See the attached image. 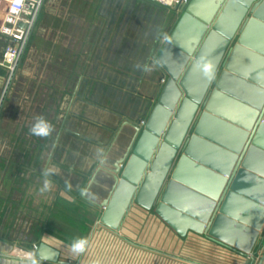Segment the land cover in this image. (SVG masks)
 I'll return each instance as SVG.
<instances>
[{
    "label": "water",
    "instance_id": "obj_1",
    "mask_svg": "<svg viewBox=\"0 0 264 264\" xmlns=\"http://www.w3.org/2000/svg\"><path fill=\"white\" fill-rule=\"evenodd\" d=\"M180 11L155 58L164 84L114 165L96 225L116 232L136 204L179 237L191 232L250 258L264 239V0H187ZM200 57L215 65L213 80L195 67ZM35 258L67 264L43 244Z\"/></svg>",
    "mask_w": 264,
    "mask_h": 264
},
{
    "label": "crops",
    "instance_id": "obj_2",
    "mask_svg": "<svg viewBox=\"0 0 264 264\" xmlns=\"http://www.w3.org/2000/svg\"><path fill=\"white\" fill-rule=\"evenodd\" d=\"M68 28L71 30L39 25L34 31L37 37L52 44L53 56H48L45 63L52 59L55 65L109 64L107 58L100 57L108 49L109 40L92 36L103 31L108 37L107 26H95L100 30L92 31L91 41L85 39L78 26ZM74 73L69 86L59 75L54 89L59 100L52 137L38 139V144L36 139L25 138H16L13 143L24 146L28 141V147H22L20 152L27 167L16 177L22 183L15 186V198L0 196V264H19L20 251L35 257L41 244L55 254L57 262L67 264H254L256 253L245 257L191 232L179 237L152 210L136 204L129 207L116 232L96 225L102 213L99 205L114 184V165L131 150L135 131L142 128L139 123L143 122V107L150 104L152 97L126 95L107 77ZM163 78L161 72L157 87ZM127 96L134 101L133 108L126 106ZM100 97L101 103L93 99ZM17 150L0 148V157L4 151L8 160L13 161L19 154ZM52 167L57 171L47 177L51 187L41 192L46 179L43 171ZM81 189H87L95 199L80 195ZM11 193L13 198V190ZM77 208L85 214L82 223L62 221L73 232L70 237L51 227L55 222L64 224L58 221L62 216L56 218L58 211L70 219L69 213ZM79 237H86L89 244L77 256L69 252L68 245Z\"/></svg>",
    "mask_w": 264,
    "mask_h": 264
},
{
    "label": "rangeland",
    "instance_id": "obj_3",
    "mask_svg": "<svg viewBox=\"0 0 264 264\" xmlns=\"http://www.w3.org/2000/svg\"><path fill=\"white\" fill-rule=\"evenodd\" d=\"M41 14L43 16L38 19L28 38L15 75L6 88L4 87L6 72L0 68V148L10 150L14 147L18 148L16 152H19L13 161L8 160L4 151L1 155L3 157H0V196L2 198L6 196L9 200L17 195L18 191H14L15 186L22 183V180H17L16 177L21 175L23 167H27V164L24 165L21 160L20 152L22 147H28L26 144L28 141L24 146L22 144L16 146L13 143L16 142V138H25L36 139L38 144V139L43 137L33 136L28 131L36 117H43L53 125L55 107L59 100V97L55 96L56 93L54 94V89H57L59 75L63 83L69 86L70 81L73 83L74 72L78 75L91 73L95 78L107 77L115 84L114 86L124 89L126 95L136 93L152 97L149 100L150 104L147 103L143 107L144 118L143 122L139 123L143 126L165 81L163 78L158 82V87L155 85L161 74V70L155 64L156 55L164 43L160 37L162 34L168 36L171 34L182 13L180 10L177 12L161 8L151 0H44ZM39 25L55 29L63 27L66 31L71 30L68 27L78 26L79 30L85 33L83 36L85 35L87 41L91 39L93 30H100L94 28L95 26H107L108 37L103 31L99 35L92 34V36L93 38L98 36L99 40L104 36V40H109L108 49H104V54L100 55L103 59L107 58L109 64L55 65L52 59L50 63H45L53 49L50 42L43 41L34 33ZM51 36L52 33L49 34L50 39ZM6 43V40H0V58ZM143 64L152 66V70L140 71L137 65ZM120 97L115 99L118 100ZM93 99L102 102L101 97ZM111 100H113L112 96ZM133 102L127 96L126 106L133 108ZM169 172L164 184L168 180ZM62 214L64 215L63 212H57L56 218L62 216L60 220L58 219L60 222L72 220L80 224L85 219V214L78 208L72 209V213H69L72 216L70 219L69 216L66 219ZM51 227L58 232L61 230L65 237L73 234L66 223L61 225L55 222ZM263 247L264 239L261 243H257L253 250L257 255L254 264H260ZM263 263L264 260L261 264Z\"/></svg>",
    "mask_w": 264,
    "mask_h": 264
},
{
    "label": "built area",
    "instance_id": "obj_4",
    "mask_svg": "<svg viewBox=\"0 0 264 264\" xmlns=\"http://www.w3.org/2000/svg\"><path fill=\"white\" fill-rule=\"evenodd\" d=\"M164 9L179 11L187 0H154ZM44 0H0V40L7 41L2 50L0 68L5 74V88L15 75L28 38L39 19ZM20 251L18 256H26Z\"/></svg>",
    "mask_w": 264,
    "mask_h": 264
},
{
    "label": "clouds",
    "instance_id": "obj_5",
    "mask_svg": "<svg viewBox=\"0 0 264 264\" xmlns=\"http://www.w3.org/2000/svg\"><path fill=\"white\" fill-rule=\"evenodd\" d=\"M160 39L163 42H171V39L167 34H162ZM195 67L202 73L205 79L211 81L215 78V65L205 57H200ZM137 68L143 72H150L152 70V66L148 64L137 65ZM28 131L29 134L33 136L49 137L53 132V125L43 117H36L31 123ZM55 171H57V169L54 167L46 168L43 171V175L46 177V179L43 181V185L40 189L41 192H45L50 189L51 185L47 177ZM80 195L88 197L89 199H95L94 195L87 189H81ZM88 244L89 241L86 237L75 238L70 243V245H68L69 252L78 256L86 251ZM5 264H7V262H5ZM19 264H37V259L31 254H28L24 257H21Z\"/></svg>",
    "mask_w": 264,
    "mask_h": 264
},
{
    "label": "bare ground",
    "instance_id": "obj_6",
    "mask_svg": "<svg viewBox=\"0 0 264 264\" xmlns=\"http://www.w3.org/2000/svg\"><path fill=\"white\" fill-rule=\"evenodd\" d=\"M196 77H197V75L196 74H194V75H192V77H190V79L188 80V84H189V86H193V84L195 83V79H196ZM193 88H194V86H193ZM162 161H167V157L165 156L164 158H162ZM162 171V169H160L159 170V173ZM147 197H148V195L146 194V196H145V198L144 199H147Z\"/></svg>",
    "mask_w": 264,
    "mask_h": 264
}]
</instances>
